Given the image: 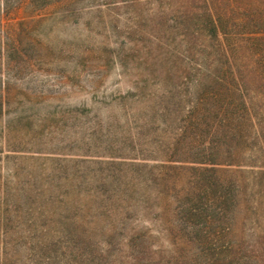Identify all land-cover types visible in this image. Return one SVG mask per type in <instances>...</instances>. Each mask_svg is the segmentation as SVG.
I'll return each instance as SVG.
<instances>
[{
	"label": "rangeland",
	"instance_id": "rangeland-1",
	"mask_svg": "<svg viewBox=\"0 0 264 264\" xmlns=\"http://www.w3.org/2000/svg\"><path fill=\"white\" fill-rule=\"evenodd\" d=\"M156 1L0 0V264L169 254L158 179L201 165L183 152L191 86L163 82L150 36Z\"/></svg>",
	"mask_w": 264,
	"mask_h": 264
},
{
	"label": "trees",
	"instance_id": "trees-1",
	"mask_svg": "<svg viewBox=\"0 0 264 264\" xmlns=\"http://www.w3.org/2000/svg\"><path fill=\"white\" fill-rule=\"evenodd\" d=\"M156 2L150 36L171 69L163 82L191 86L183 152L201 166L185 169L186 182L179 170L158 179L175 224L161 231L172 248L155 264H264V0Z\"/></svg>",
	"mask_w": 264,
	"mask_h": 264
}]
</instances>
